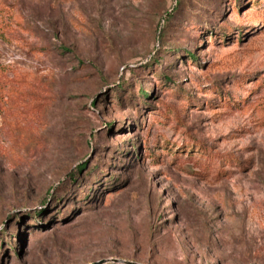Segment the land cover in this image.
Listing matches in <instances>:
<instances>
[{"label":"rangeland","instance_id":"rangeland-1","mask_svg":"<svg viewBox=\"0 0 264 264\" xmlns=\"http://www.w3.org/2000/svg\"><path fill=\"white\" fill-rule=\"evenodd\" d=\"M174 1L0 0V264H264V0Z\"/></svg>","mask_w":264,"mask_h":264},{"label":"water","instance_id":"water-1","mask_svg":"<svg viewBox=\"0 0 264 264\" xmlns=\"http://www.w3.org/2000/svg\"><path fill=\"white\" fill-rule=\"evenodd\" d=\"M103 261H113V262H118V263H122V264H141L138 262L123 260V259H118V258H111V259H107V260H103Z\"/></svg>","mask_w":264,"mask_h":264},{"label":"trees","instance_id":"trees-1","mask_svg":"<svg viewBox=\"0 0 264 264\" xmlns=\"http://www.w3.org/2000/svg\"><path fill=\"white\" fill-rule=\"evenodd\" d=\"M176 1H177V0L174 1L175 4H176ZM165 14H166L165 16H168V17H169V15H170V11H169V13L166 12ZM168 17H167V21H168V19L170 18V17H169V18H168ZM193 57H194V56H193L192 54H190V58H193ZM142 91H143V90L141 89V93H142ZM85 166H86V163H83L80 167L77 168V171H78V170H82V169H84ZM72 174H74V172H73ZM72 176H73V175H72Z\"/></svg>","mask_w":264,"mask_h":264}]
</instances>
